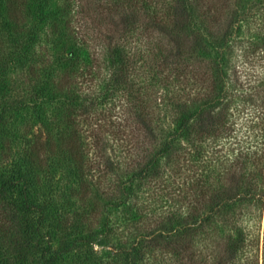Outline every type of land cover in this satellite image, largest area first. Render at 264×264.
Masks as SVG:
<instances>
[{"label":"trees","instance_id":"obj_1","mask_svg":"<svg viewBox=\"0 0 264 264\" xmlns=\"http://www.w3.org/2000/svg\"><path fill=\"white\" fill-rule=\"evenodd\" d=\"M87 1L92 2L89 7L85 4ZM71 7L78 9L75 11L76 16L81 14V19L86 17L93 33L96 30L92 20L95 22L97 15L102 14V11L113 14L105 26L104 41H108L105 56L100 60L93 51L86 56L82 71L75 75L80 80V88L82 85L88 88L93 86L97 88V92L92 97L93 102L85 109L70 92L71 80L65 76L60 77L55 91L64 93L65 99L69 100L65 102L67 107H64L65 134L59 135L48 149H39L34 141L20 151L24 160L23 173L6 178L0 183V237L11 240L12 252L19 261H25L33 248L31 241L28 240L23 223L21 224L20 215L2 203L3 196L12 190L22 196L29 195L35 186L33 174L40 173L38 171H41L43 165L39 160V151L41 154L57 156L71 171L79 175L86 173L83 162L87 150L80 135L79 121L85 122L91 117V111L102 105V101L112 104L120 96L125 106V118L121 119V123H116L118 121L113 116L117 115L111 113L112 108L104 114V117L109 118L106 121L107 129L121 141L119 145H123V148L117 149L118 153L131 162L127 168L131 173L130 178L117 183L123 195L120 203L132 199L131 192L137 183L150 186L153 191L157 190L163 196L161 198L166 207L173 202L172 194H176L180 197L176 200L177 212L173 215L178 218L179 227L167 233L152 232L154 234L150 238L120 244L113 253L116 257L113 264H260L257 255L258 238L251 237L252 241H248L249 232L242 224L247 211L245 208L248 206L256 207L255 218L260 219L264 207V190L260 188L259 191L244 192L234 185V179L213 176L210 167L214 166L212 162L221 157L219 151L208 152L201 147H196V151L185 155H175L169 173L172 178L169 179V189L161 182L163 179L159 181L158 178L162 176L157 174L156 168L162 158L169 156L177 140L183 135H187L193 144V140L203 139L204 135L216 139L218 134L222 136L223 130L227 129L221 123L222 128L213 130L216 134L208 130L211 119L207 118V112L214 109V98L223 94L222 85L216 89L213 81L223 83L225 54L231 48H246L249 59L264 62V0H64L62 7L56 8L58 14L66 15ZM0 10H4L10 39L15 41L26 23L25 0H0ZM59 22H62L60 28L53 24L56 29L54 33L67 37L69 44L73 43L75 47L82 49L85 42L91 41L80 34V27L77 28L75 24L67 27L63 20ZM1 27L0 24V30ZM158 35H162L165 42L157 45V50L150 59L146 60V55L144 57V54L131 50L130 43L144 37L154 42ZM1 45L0 43V47ZM77 51L79 50L66 52L63 60L71 64L77 63ZM19 54L20 51L16 52V55ZM15 64L20 65L21 62L16 59ZM14 65L11 62L9 65H0V80L5 78L10 83V88L6 86V90L0 87V94H7L13 88L12 82L7 78V68L14 70ZM100 70H104V75ZM26 74L24 81L28 83L32 79H38L32 69ZM198 84L204 85L202 112L206 111L207 114L202 113L200 121L194 122L191 119L195 115L188 112L180 94H195L192 89L197 88ZM158 90L161 94L172 96L158 101ZM47 92L53 93L44 83L36 89V94ZM39 101L31 100L27 104L39 109ZM163 104L173 108L177 116L180 114L182 118L178 132L167 134L156 145L153 132L158 129L159 121L154 117L153 111ZM15 111L16 108L12 105L0 108V169L14 152L15 144L8 132L7 123L10 114ZM132 134L142 141L148 140L150 144H154V149L158 147L147 154L143 143L130 144L128 138ZM97 139L100 140V137L97 136ZM3 171L1 169L0 174ZM260 172L262 170L259 169L250 173V182L246 185L251 187L258 178L264 184V174L261 176ZM22 210L25 215L33 211L43 214L40 206L33 204L25 205ZM180 210L184 211L179 212ZM35 233L40 238L44 237L38 228ZM67 252L68 249L47 258L50 248H45L41 262L57 264ZM153 252L158 255L151 256ZM261 264H264V259Z\"/></svg>","mask_w":264,"mask_h":264},{"label":"rangeland","instance_id":"obj_2","mask_svg":"<svg viewBox=\"0 0 264 264\" xmlns=\"http://www.w3.org/2000/svg\"><path fill=\"white\" fill-rule=\"evenodd\" d=\"M63 2L64 0H25L26 23L15 41L10 39L4 10H0V65H9L10 62L14 65L16 59L21 62L20 65H14V70L7 68V78L12 82L13 88L8 90L7 94H0V108L6 105L16 108L7 123L8 132L15 144L14 152L9 156L10 160L1 167L4 171L0 174V183L6 178L23 173L24 160L20 151L32 145L34 141L39 149H48L57 141L59 135L65 134L64 107H67L65 102L69 100L65 99L64 93L55 91L60 77L65 76L71 80L70 92L85 109L93 102L92 97L97 92V88L93 86L88 88L82 85L80 88V80L75 78V75L82 71L86 56L93 51L100 60L105 56L108 42L104 41L105 26L113 14L102 11V14L97 15L94 18L96 21L92 20L96 30L93 33L86 17L81 19V14L75 15L78 10L76 7H71L66 15L58 14L56 7L60 9ZM85 4L89 7L92 2L87 1ZM62 20L67 27H73L74 24L77 28L80 27V34L91 41L85 42L82 49L75 47L73 43L69 44L67 37L54 33L56 29L53 24L60 28L62 22L59 21ZM164 42L165 38L158 35L154 42L144 37L130 43V46L132 51L147 56V60L155 53L157 45ZM76 49L79 50L77 63L71 64L63 60L66 52ZM18 51L20 54L16 55ZM30 69L36 72L38 79H32V82L28 83L24 81V77ZM222 69L225 72L223 83L213 81V85L216 89L222 85L223 94L220 93L218 98H214L215 107L207 112V118L211 119L208 129L211 133L216 128H222L221 123L226 125L227 129L223 130L222 136L218 134L216 139L204 135L203 139L193 140V144L187 135L178 139L169 156L162 158L156 168L157 174L162 176L158 179H163L161 182L167 185L166 189H169V179H172L169 173L175 155H185L187 152L196 151V147H201L208 152L219 151L221 157L212 162L214 166L210 167L213 176L234 179V185L244 192L259 191L260 188L264 190V184L259 178L251 187L246 185L250 182V173L260 169L261 176L264 174V62L249 59L246 48L235 47L226 51ZM100 72L104 75V70ZM43 83L46 88L52 89L53 93L36 94V89ZM9 84L5 78L0 80V87L5 90L6 86L10 88ZM193 92L195 94H180V98L185 107H188V112L195 115L191 120L199 122L202 113L207 114L206 111L202 112L204 106L201 96L205 92L204 85L198 84L197 88L192 89ZM167 96L172 94H161L158 90L156 100ZM31 100H40L39 109L31 108L27 104ZM107 102L102 101L103 104L91 111L93 115L85 122L79 121L80 135L87 150L83 162L86 173L79 175L71 171L57 156L41 154L39 151V160L43 165L41 171H38L40 173L33 174L35 186L29 195L22 196L12 190L3 196L2 203L20 215L21 224L23 223L33 248L28 252L25 261L21 262L12 252L11 240H3L0 237V264H42L41 257L45 248H50L47 258L68 249L57 264H113L116 260L113 253L120 244L150 238L157 231L167 233L179 227L178 218L173 215L177 212L176 200L180 197L176 194H172L173 202L166 207L161 198L163 196L157 190L153 191L152 187L137 183L131 192L132 199L120 203L123 195L117 183L130 178L131 173L127 168L131 162L118 153L117 149L123 148V145H119L121 141L107 129L106 121L109 118L104 117V114L112 108L111 113L117 115L113 116L118 121L116 123H121V119L125 118V106L120 96L112 104ZM153 114L159 121L158 129L153 132L158 145L167 134L178 132L182 115L177 116L173 108L164 104L154 110ZM197 114L199 115L196 116ZM127 122L130 124V121ZM128 140L130 144L143 143L144 147L146 145L147 154L155 147L135 134ZM135 165L136 163L133 164ZM96 167L99 169L96 170ZM153 201L155 203H152ZM30 204L40 206L43 214L33 211L25 215L21 208ZM245 210L247 211L242 226L249 232L248 241L258 238L257 255L261 264L264 259V207L260 219L255 218L256 207L248 206ZM36 228L44 234L43 238L35 233ZM157 255V252H153L151 256Z\"/></svg>","mask_w":264,"mask_h":264}]
</instances>
